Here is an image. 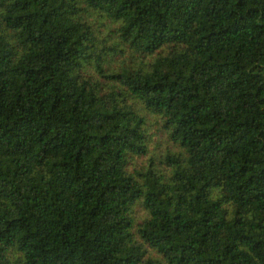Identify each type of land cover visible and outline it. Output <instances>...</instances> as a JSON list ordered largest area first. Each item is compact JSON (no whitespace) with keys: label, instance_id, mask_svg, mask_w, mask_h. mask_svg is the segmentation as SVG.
<instances>
[{"label":"trees","instance_id":"obj_1","mask_svg":"<svg viewBox=\"0 0 264 264\" xmlns=\"http://www.w3.org/2000/svg\"><path fill=\"white\" fill-rule=\"evenodd\" d=\"M0 264H264V0H0Z\"/></svg>","mask_w":264,"mask_h":264},{"label":"rangeland","instance_id":"obj_2","mask_svg":"<svg viewBox=\"0 0 264 264\" xmlns=\"http://www.w3.org/2000/svg\"><path fill=\"white\" fill-rule=\"evenodd\" d=\"M114 55H116V53H113Z\"/></svg>","mask_w":264,"mask_h":264}]
</instances>
